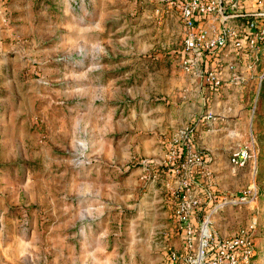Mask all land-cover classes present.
Here are the masks:
<instances>
[{"label": "rangeland", "instance_id": "rangeland-1", "mask_svg": "<svg viewBox=\"0 0 264 264\" xmlns=\"http://www.w3.org/2000/svg\"><path fill=\"white\" fill-rule=\"evenodd\" d=\"M186 33L181 0H0V264H169L189 124L204 134L197 221L220 237L254 224L264 264V77L203 85Z\"/></svg>", "mask_w": 264, "mask_h": 264}, {"label": "built area", "instance_id": "built-area-1", "mask_svg": "<svg viewBox=\"0 0 264 264\" xmlns=\"http://www.w3.org/2000/svg\"><path fill=\"white\" fill-rule=\"evenodd\" d=\"M256 1L261 10L255 16L247 17L241 0H181V12L187 29L181 61L187 70L202 80L203 85L218 89L223 86L225 79L238 83L243 81L236 59L232 58L226 63L225 71L230 74L229 78L225 76L226 72L221 66L220 60L232 51L247 52L248 49L252 51L249 67L253 68L258 64L264 46V0ZM230 7L233 12L228 10ZM216 13L224 14L225 19L235 15L244 19L230 24L221 18L224 24L217 31H211L204 22L215 18ZM205 14H210L211 17L198 19ZM211 55L215 59L212 64L206 60ZM263 77L264 68L258 74V78ZM194 131L195 128L189 125L186 143L190 150ZM246 158L247 150L240 149L233 154L231 161L235 165H241ZM192 161L204 165V153L201 150L189 151L186 164L190 165ZM190 180L189 176L185 181L187 190L177 207V215L185 234V248L181 254L173 252L169 264H176L180 255H183L184 264H251V258L256 252L252 234L254 224L228 237L214 235L210 230L209 217L199 222L193 219L195 209L204 203V195L190 190Z\"/></svg>", "mask_w": 264, "mask_h": 264}, {"label": "crops", "instance_id": "crops-1", "mask_svg": "<svg viewBox=\"0 0 264 264\" xmlns=\"http://www.w3.org/2000/svg\"><path fill=\"white\" fill-rule=\"evenodd\" d=\"M245 7L250 12H255L257 8H260V6H258V5L250 6V4L245 6ZM204 23H205V25L210 27L211 31H217L224 24V20L215 16V18L208 19ZM227 23H229V22H227ZM234 54H235V56L234 55H232V56L237 57V59H236L237 69H240V71L239 70L238 71L240 72V74H242L243 81H246V79L249 80L252 78V80H253V78H257V74L261 73V71L264 68V66H262L260 68V72H259V69H258L259 65L264 64V46H262V49L260 52V60H259L258 64L255 65V67H253V68L249 67V62L252 61V57H251L252 51H249L247 49V52H244L243 50H241L240 52L234 53ZM5 59H6L5 56L4 57L0 56V63H2L3 60L5 61ZM2 70H4V69H2ZM2 70H0V71L3 72ZM242 70H244V72L247 71V73L246 74L243 73ZM226 73H227V78H229L230 74H228V72H226ZM1 81L2 80L0 77V108H1V106H3V102L1 100V94H2V91H5V89H4L5 86L2 84ZM0 119H1V115H0ZM189 125H191L193 127L195 126L192 124H189ZM197 135H198V132H196V130H195L193 137H192V141H191L192 142V145H191L192 151L199 150L198 147L203 146V145H200V143L204 144V134L202 133L200 135L202 138H198V139L195 138V137H197ZM189 175H190V179H191L190 180L191 185L189 187L190 190L192 192H195V193H200V194L204 193V165H201L195 161H192V163L190 165V169H189ZM202 212H204V208H203V210H200V211L195 210L193 212V219L195 221H197V217H199L200 216L199 214H201Z\"/></svg>", "mask_w": 264, "mask_h": 264}, {"label": "trees", "instance_id": "trees-1", "mask_svg": "<svg viewBox=\"0 0 264 264\" xmlns=\"http://www.w3.org/2000/svg\"><path fill=\"white\" fill-rule=\"evenodd\" d=\"M245 9H246V7H245ZM260 10H261V8H257L255 12H250L249 10L246 9L244 14H246L247 17H252V16H255L257 14V11H260ZM210 17H211L210 14H205L204 16H201L198 19L210 18Z\"/></svg>", "mask_w": 264, "mask_h": 264}]
</instances>
